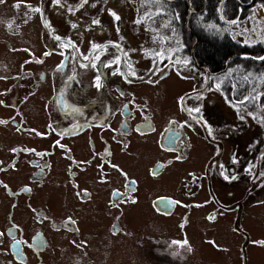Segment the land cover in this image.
I'll return each mask as SVG.
<instances>
[{
  "label": "flooded vegetation",
  "instance_id": "af4514ba",
  "mask_svg": "<svg viewBox=\"0 0 264 264\" xmlns=\"http://www.w3.org/2000/svg\"><path fill=\"white\" fill-rule=\"evenodd\" d=\"M82 2L60 0L59 6L53 0L0 3V77H4L0 79L3 102L0 120L7 121L0 124V169H3L0 171V233H4L0 236V264H132L138 263L137 250H147L154 262L160 264H185V259L179 258L184 253L178 251L177 242L171 247L163 245L161 238L151 242L164 248L148 245L145 232H140L138 239L136 230L124 219L126 209L139 201L141 181L115 155L136 156V152L129 150V137L160 131L161 122L156 115L142 113V108L147 106L134 94L136 86L129 82L131 78L124 64H116L100 48L93 50L97 40L92 35L84 38L72 29L75 15L84 14ZM16 4L20 7H13ZM37 8L40 11H35ZM90 28L96 30L92 25ZM121 36L125 41L127 35ZM85 56L89 59L85 60ZM124 66L130 65L125 61ZM106 74L116 76L108 80L103 78ZM108 83L112 84L105 87ZM174 108L175 112L166 117L158 139L157 148L164 156L157 157L145 169L146 176L152 180H160L169 168L188 159L187 155L192 156L190 129L179 123L176 105ZM140 111L142 119L130 114ZM207 120L210 121L208 117ZM109 130L112 136L107 134ZM244 163L240 173L233 172L231 167L229 170L237 178L240 174L249 178L245 179L248 183L241 193L242 202L217 201L210 192L214 174L208 189L213 200L227 212L237 213L233 226L244 239L240 250L244 251L242 264H247L246 250L252 244L264 248V243H260L262 239L249 238L241 220H236L244 210V202L261 201L256 190L264 188V165L261 160ZM158 164L162 167L156 170ZM250 165H254L252 171L246 172ZM221 169L226 171V165L221 164L215 173L221 175ZM181 178L186 189L189 176ZM196 184H202L200 177ZM45 185L66 188L71 194L75 216L63 218L61 213L53 211L51 207L57 202L51 195L33 200ZM114 192L121 195L114 196ZM97 197L101 199L98 207ZM63 201L68 205L66 196ZM100 203L108 218L105 231L84 232L82 219L87 215L98 219ZM175 210L177 206L170 214ZM209 217H214L211 224H215L217 216ZM64 231L72 234L67 238ZM197 262L200 264V260Z\"/></svg>",
  "mask_w": 264,
  "mask_h": 264
},
{
  "label": "rangeland",
  "instance_id": "374dc122",
  "mask_svg": "<svg viewBox=\"0 0 264 264\" xmlns=\"http://www.w3.org/2000/svg\"><path fill=\"white\" fill-rule=\"evenodd\" d=\"M98 1L97 6L102 8V11L111 10L120 15V19L115 21L122 23V27L129 30L128 39L124 45L126 51V57L121 53L116 64H124L125 61L130 62V66H124L128 70L130 76L143 77L141 84L146 82V85L134 87V94L138 99L142 101V104H146L147 108H142V113L146 115L154 116L161 122L160 131L156 129L154 133L147 136L134 135L131 138V145L129 150L137 153L136 156L117 153L115 158L120 161L130 172L140 178L141 185L139 189V201L136 204L130 205L126 209L124 219L131 228L136 230V234L145 232L144 238L148 245L162 247L163 245L172 246L173 242H177L178 251L183 252V256L179 258L185 259V264H242L243 250H240L241 243L244 239L239 236V232L234 228L235 219L237 213L227 212L222 205L218 204L210 197L207 181H206V165L211 162L208 170L209 173L214 174L212 180V191L218 197L220 203L226 204L236 202L235 200L242 202V190L248 182L245 179H249L246 175L240 176L233 180L230 174V167L234 169L233 172L239 171V173L245 167V161L248 159H254V151H264V126L256 127L251 121H238L232 113L231 109H228L221 102L222 97L219 91L204 86L205 81L209 86H214L211 83L204 69L205 66L193 67L194 59L190 58L192 47L191 43L187 41L188 30L195 29L204 31V28L209 33L215 34L218 30L213 24V13L207 15L209 11V4H206V11L201 12L196 9V2L190 0L187 7L179 4L176 0H158L156 3L154 0H91ZM95 7H96V3ZM173 4L175 7H172ZM92 6V8H95ZM176 10L174 17L170 19L166 18L168 12ZM258 19L257 27L251 29V33L259 32L264 33V9L260 8L257 4L252 9ZM196 12L204 14L200 18H196L194 15ZM90 14L89 12H85ZM206 14V15H205ZM113 17L112 15L109 18ZM150 17V18H149ZM141 20V24L144 27H139V23L135 21ZM177 18H180V23H176ZM87 19H90L89 17ZM105 26L103 29H98L101 34H96L95 29H89L96 40L102 41L108 39L101 37L102 34L109 38L113 35L110 34V28L115 27L106 22H102ZM134 24L144 31L143 35L136 29H133ZM81 25V24H80ZM103 30V31H101ZM225 32L224 29H221ZM134 34V35H133ZM136 36L141 38L143 35V42L131 37ZM256 36V35H252ZM264 38V35H259ZM189 47V48H188ZM158 53L163 54V59ZM115 56L117 53H114ZM197 63V61L195 60ZM155 63L156 67H152ZM170 63H174L177 68L183 73L189 75L191 81L189 84H185V79L178 78L175 67H170ZM152 67V68H151ZM165 68H168L167 75L169 78L163 80L160 78V74ZM191 68V69H189ZM208 72L209 69H207ZM135 75H132V73ZM115 75L106 74L104 79L111 80ZM164 81L162 86L157 88L153 86V81L158 79ZM149 81H152L151 83ZM227 81L224 78L218 82V85H226ZM112 83H110L111 85ZM109 83L105 86H110ZM172 85L174 88H172ZM104 87V88H105ZM176 87H178L176 89ZM197 89V94L193 96L190 91ZM204 90H208V95H215L213 98L212 108L208 106L206 115L213 121V128L217 131H225L226 123H232L238 126L240 134H235L230 131V136L227 133L220 134L215 139L208 133L203 134L200 130V134L195 130H190L193 149L191 151L192 156L187 155L188 159L183 160L176 167L169 168L160 178V180H152L146 176V167L154 164L157 157H163L164 154L158 147V139L160 132L163 130L166 124V117L169 114L175 112V98L184 97V99L193 105L199 99V93ZM113 95H116L115 91L111 89ZM101 95H105L102 92ZM130 97L129 91H127V98ZM202 101V99H201ZM136 105L139 101H135ZM201 104V103H200ZM263 103L260 102L258 107L262 110V116L264 117V108L261 107ZM141 111L139 113H130L142 119ZM134 121V120H133ZM33 122V120H32ZM264 122V118H263ZM262 122V123H263ZM224 127L223 130H220ZM109 136H112V132L107 131ZM212 137L211 142L206 137ZM234 139L233 141H230ZM224 142V143H223ZM221 153L219 154L221 159L220 163L226 165V171L220 170L221 175L214 172L216 164V158L218 153V144H222ZM242 145V146H240ZM115 150V145H113ZM238 151V152H237ZM235 152V153H234ZM237 152V153H236ZM215 154L214 158L213 155ZM236 154V155H235ZM264 154V153H263ZM237 158V163H234V157ZM212 157V158H211ZM243 161L242 163H238ZM205 165V167H204ZM264 165V161L262 162ZM198 169V170H197ZM225 173V174H224ZM180 175V176H179ZM189 176V185L186 186L185 192L182 190L183 176ZM229 177L228 180L224 179V176ZM199 177L202 179V184H196L199 181ZM195 178L194 180H191ZM51 182V179H50ZM53 182V181H52ZM64 186L57 185H45L43 189H40L34 196L33 200H38L41 197L51 195L57 203L54 207H51L53 211L61 213L62 217L75 216L74 206L69 192L65 190ZM48 192V193H47ZM178 193L181 198V204L178 205L177 210L164 218L157 216L151 211V205L153 207L154 200L160 196H173ZM261 201L258 203L244 202V210L242 214L237 218L241 220L244 230L249 232V238L262 239L264 242V188L261 187L256 190ZM73 194V192H72ZM66 196L68 205L63 204V198ZM101 199L96 198L97 207ZM148 201L150 204H148ZM256 201V200H255ZM100 213L97 214L98 219L89 218L90 215L85 216L82 219L81 227L84 232H103L108 222L107 216L103 213L104 206L100 203ZM151 208V209H150ZM232 208V207H231ZM230 213V214H227ZM217 216L215 224H211L213 221L209 219V216ZM68 238L72 233L65 232ZM185 234V235H184ZM241 234V233H240ZM171 237L182 238L180 240L171 239ZM164 239L163 245L151 242V240ZM184 239H187L185 244ZM76 240V238H74ZM215 242V243H214ZM67 245L70 244L67 242ZM137 245V244H136ZM250 246V245H249ZM258 244H252L248 250H246L247 264H264V248L257 247ZM164 248V246H163ZM174 249V248H172ZM197 250L194 255L193 250ZM147 252V250H146ZM143 252L142 250L136 251L138 255V263L132 264H160L154 262L153 255ZM91 253V251H89ZM242 254V255H241ZM144 258V260H143ZM244 263V262H243ZM166 264V263H163ZM167 264H170L169 262ZM181 264V263H179Z\"/></svg>",
  "mask_w": 264,
  "mask_h": 264
},
{
  "label": "trees",
  "instance_id": "16d2710c",
  "mask_svg": "<svg viewBox=\"0 0 264 264\" xmlns=\"http://www.w3.org/2000/svg\"><path fill=\"white\" fill-rule=\"evenodd\" d=\"M176 1L184 7H187L190 2V0ZM193 1L196 2L197 11L201 12H205L206 4H209L207 15L213 13V24L218 30L214 32L216 35L209 33L205 28L204 31L196 30V28L188 30L187 41L191 43V57L194 62L197 61L195 64L209 69L212 74L216 75L218 82L221 78L226 79V85L223 87L217 84L215 90L222 94L232 110L252 112L254 115L261 112L257 103L264 99V95L256 102L240 104L239 101L246 96L264 93V60L259 59V57H264V41L260 38L253 41H249L248 38H236L232 36L231 26H234L233 20L245 18L246 14H251L253 6L259 4L260 8L264 9L261 7L264 5V0ZM175 12L176 10L168 12L167 18L174 17ZM203 15L196 12L194 16L200 18ZM220 17H224L225 21H222ZM176 23H180V18H177Z\"/></svg>",
  "mask_w": 264,
  "mask_h": 264
},
{
  "label": "snow or ice",
  "instance_id": "6c2138e0",
  "mask_svg": "<svg viewBox=\"0 0 264 264\" xmlns=\"http://www.w3.org/2000/svg\"><path fill=\"white\" fill-rule=\"evenodd\" d=\"M106 2H107V0H105V3H106ZM0 3H4V0H0ZM53 3H54L55 5H58V6H59V5H60V0H53ZM87 3H89V0H83V2H82V4H81V7H83V5H84V4H87ZM92 6L95 7V4H93ZM13 7L19 8L20 5H19V4H16V5H13ZM261 7H264V5H262ZM35 11H40V9L37 8V9H35ZM70 11H71V9H70ZM108 11H109V14L112 15V16L114 17L115 20L118 21V20L120 19V17H119L118 15H116V13L112 12L111 10H108ZM149 18H150V17H149ZM142 19H143V18H141L140 20H137V21H135V22H136V23H141V20H142ZM93 23H94V24H99V21H98V20H94ZM232 23H236V22H235V21H232ZM73 27H76V25H73ZM9 28H11V25H9ZM117 31H119V29H117ZM113 46L119 48V45H113ZM102 47H104V46H102V45H95V44L92 46L93 50H95V49H97V48H102ZM44 55L47 56V55H49V53H45ZM157 55H159V56L161 57V59L164 58L162 53H158ZM97 58H98V57H97ZM84 59H85V60H88L89 57H88V56H85ZM117 59H119V58H117ZM259 59L264 60V57H259ZM36 62L39 63L40 61H36ZM26 63H27V61H26ZM84 66L86 67V65H84ZM132 75H135V73H132ZM2 78H4V77H0V79H2ZM141 79H143V78H141ZM245 79H247V77H245ZM149 82L151 83L152 81H149ZM96 87L99 88V87H100V84L97 83V84H96ZM217 87H219V86H217ZM253 91H255V90H253ZM262 95H264V93H257L255 96H251V95H250V96H246V97L243 98V100L239 101V103H240V104H246V103H248V102H256V101H259V100H260V97H261ZM180 99H181V101H182L184 98L181 97ZM0 103H3V102L0 101ZM261 107H264V104H262ZM190 111H196V112H198L199 109H198V108H197V109H192V110H190ZM248 115L251 116L253 119H258V117H257L256 115H254L252 112H249ZM240 119L243 120L244 117H243V116H240ZM6 123H7V121L0 120V124H6ZM17 131H20V129L17 128ZM33 131H34V130H33ZM37 135H39V133H37ZM57 143H58V142H57ZM61 147H63V146H61ZM12 151L15 152L16 150H15V149H12ZM113 167H115V166H113ZM252 167H254V165H250L248 168L245 169V171H246V172H251V171H252ZM0 171H3V169H0ZM153 174L155 175V173H153ZM224 179H225V180H228L229 177H228L227 175H225V176H224ZM231 179L235 180V179H237V177L232 176ZM4 187L7 188V185H4ZM25 190L28 191L29 189H25ZM113 195L119 197L121 194L118 193V192H114ZM133 202H134V201H133ZM209 219H210V220H211V219H214V217H209ZM13 227H15V225H13ZM3 235H4V233H0V236H3ZM173 243H176V242H173ZM184 243L186 244L187 241H185ZM260 243H264V242H260Z\"/></svg>",
  "mask_w": 264,
  "mask_h": 264
}]
</instances>
